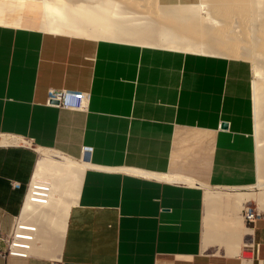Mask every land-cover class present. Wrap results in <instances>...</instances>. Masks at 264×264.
I'll return each instance as SVG.
<instances>
[{"label":"crops","instance_id":"0c3cea01","mask_svg":"<svg viewBox=\"0 0 264 264\" xmlns=\"http://www.w3.org/2000/svg\"><path fill=\"white\" fill-rule=\"evenodd\" d=\"M56 23L38 5L0 0V234L37 226L29 255L0 264H264V211L248 227L242 211L255 199L235 196L259 178L252 62ZM51 88L90 93L87 109L48 106ZM83 146L93 152L66 228L58 207L43 219L25 211L38 149L81 160ZM221 188L230 192L208 208Z\"/></svg>","mask_w":264,"mask_h":264},{"label":"bare ground","instance_id":"6f19581e","mask_svg":"<svg viewBox=\"0 0 264 264\" xmlns=\"http://www.w3.org/2000/svg\"><path fill=\"white\" fill-rule=\"evenodd\" d=\"M19 1L38 5L45 14L57 17L60 32L167 45L190 51H211L250 60L255 77L254 113L259 164L256 186L260 190L238 191L235 196L240 202L253 198L264 206V0H202L195 6H175L176 9L167 10L159 6L157 0ZM169 15L173 16V21L165 19ZM162 19L173 22L174 27L168 28L170 23H163ZM19 139L5 137L2 140L20 142ZM38 151L41 157L33 175V185L40 179L51 181L53 197L47 205H36L28 200L24 210H32L42 218L46 215L45 210L58 207L61 226L66 228L69 211L78 197L87 158L76 160L48 148H39ZM219 197L217 191L210 189L206 196L207 207Z\"/></svg>","mask_w":264,"mask_h":264},{"label":"built area","instance_id":"2783aa9c","mask_svg":"<svg viewBox=\"0 0 264 264\" xmlns=\"http://www.w3.org/2000/svg\"><path fill=\"white\" fill-rule=\"evenodd\" d=\"M90 93L70 90L66 88H51L47 94L46 104L48 106L59 107L67 110L85 111L90 102ZM16 137V136H9ZM21 138L19 144L27 147H33V143L27 138ZM93 152V147L83 146V158L88 157ZM33 179L27 185L24 203L29 200L36 205H47L53 197L51 193V181L38 180L33 185ZM242 216L245 224L250 227L254 225L261 217L262 211L256 206L246 204L243 207ZM37 234V226L24 224L16 221L12 230L7 235L0 234V256L27 257Z\"/></svg>","mask_w":264,"mask_h":264},{"label":"rangeland","instance_id":"374dc122","mask_svg":"<svg viewBox=\"0 0 264 264\" xmlns=\"http://www.w3.org/2000/svg\"><path fill=\"white\" fill-rule=\"evenodd\" d=\"M255 136H256V133H255ZM40 157H41V155H40ZM260 190V188H258L257 186L256 187H252V188H250V189H248V190H243V191H246V192H256V191H259ZM215 191H222V192H230V190H228V189H224V188H221V189H217V190H215ZM242 191V190H241ZM253 205H257L258 206V208L263 212L264 211V207L258 202V200H256V201H253ZM243 206V205H242ZM242 206L240 207V208H242ZM243 228H246V226H245V224L243 223Z\"/></svg>","mask_w":264,"mask_h":264},{"label":"water","instance_id":"95a60500","mask_svg":"<svg viewBox=\"0 0 264 264\" xmlns=\"http://www.w3.org/2000/svg\"><path fill=\"white\" fill-rule=\"evenodd\" d=\"M223 127H227V123H223Z\"/></svg>","mask_w":264,"mask_h":264}]
</instances>
